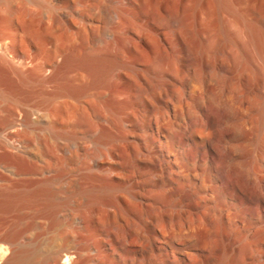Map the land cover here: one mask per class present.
<instances>
[{
	"label": "bare ground",
	"instance_id": "bare-ground-1",
	"mask_svg": "<svg viewBox=\"0 0 264 264\" xmlns=\"http://www.w3.org/2000/svg\"><path fill=\"white\" fill-rule=\"evenodd\" d=\"M161 2L115 0L111 30L96 13L107 40L96 36V52L82 58L0 55L4 83L36 76L77 99L96 87V126L87 122L96 172L79 191L96 204L95 264H264V0ZM78 68L88 83L69 81ZM10 113L24 130L0 123V168L8 158L12 173L0 179L1 264H82L74 237L51 241L70 198H60L61 176L32 170L65 166L56 135L31 148L38 113ZM11 215L18 221L6 225Z\"/></svg>",
	"mask_w": 264,
	"mask_h": 264
},
{
	"label": "rangeland",
	"instance_id": "rangeland-1",
	"mask_svg": "<svg viewBox=\"0 0 264 264\" xmlns=\"http://www.w3.org/2000/svg\"><path fill=\"white\" fill-rule=\"evenodd\" d=\"M182 1L162 0L161 6L166 9ZM116 6L115 0H0V55L15 60L20 53L29 56L37 54L41 60H47L54 52L72 50L82 58L96 52V36H99V45L107 40V36L100 34L101 30H96V13L101 18L99 28L111 30L116 23L113 17ZM47 16L54 19L45 27L40 19ZM147 16L155 18L151 11H148ZM4 81L5 77L0 70V82L7 83L9 89L2 90L4 87L0 86V123L4 124L6 130L23 132L24 127L7 122L11 117L10 111L15 109L20 117L33 111L40 116L44 115L41 121L37 120V114L31 115L29 128L35 135H28L29 146L34 148L42 136L56 135L58 154L65 162L63 168L58 165L54 167L50 162H36L32 165L36 174L52 169L53 174L60 175V198L66 200L70 197L60 206L58 212L61 222L51 241L53 243L55 239L74 237L84 248L82 264H95L96 204L85 203L79 191L81 176L87 172H96L95 133L89 132L90 126L87 124L90 121L96 126V87H88L84 95L77 99L63 92L56 83L43 81L36 76L32 81L22 82L17 76L8 75V82ZM69 81L73 85H82L88 83L90 78L87 71L78 68L70 73ZM3 160L5 162L0 168V179L12 180L9 164L6 163L9 159ZM20 166L24 171L29 169L28 165ZM16 216L11 215L5 219V224H15L18 221ZM30 226L29 221L24 231ZM2 232L4 226H0V235ZM2 262L0 254V264Z\"/></svg>",
	"mask_w": 264,
	"mask_h": 264
}]
</instances>
